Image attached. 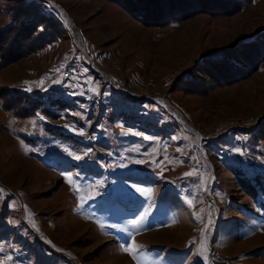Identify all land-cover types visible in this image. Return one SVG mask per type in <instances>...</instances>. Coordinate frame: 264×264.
Wrapping results in <instances>:
<instances>
[{"label":"rangeland","instance_id":"rangeland-1","mask_svg":"<svg viewBox=\"0 0 264 264\" xmlns=\"http://www.w3.org/2000/svg\"><path fill=\"white\" fill-rule=\"evenodd\" d=\"M30 4L61 35L0 72V264H264V61L209 64L264 31V0L166 27L0 0V30Z\"/></svg>","mask_w":264,"mask_h":264},{"label":"trees","instance_id":"trees-1","mask_svg":"<svg viewBox=\"0 0 264 264\" xmlns=\"http://www.w3.org/2000/svg\"><path fill=\"white\" fill-rule=\"evenodd\" d=\"M108 1L120 6L134 20L145 26L166 27L198 14L230 15L254 0ZM32 7L30 4L27 8H22L20 13L12 16V24L0 30V72L7 66L41 51L61 35L55 20L38 14ZM233 58L241 61V64L231 62ZM263 61L264 31L254 39L238 44L224 53L219 60L209 64L214 72L221 75L226 72L227 74L221 77V82L229 83L247 77L256 71ZM0 99L6 111L17 110L6 105L2 97Z\"/></svg>","mask_w":264,"mask_h":264},{"label":"snow or ice","instance_id":"snow-or-ice-1","mask_svg":"<svg viewBox=\"0 0 264 264\" xmlns=\"http://www.w3.org/2000/svg\"><path fill=\"white\" fill-rule=\"evenodd\" d=\"M186 175H188V173H186ZM133 223H135V221H133ZM128 250V242L125 243V251Z\"/></svg>","mask_w":264,"mask_h":264},{"label":"water","instance_id":"water-1","mask_svg":"<svg viewBox=\"0 0 264 264\" xmlns=\"http://www.w3.org/2000/svg\"><path fill=\"white\" fill-rule=\"evenodd\" d=\"M66 130L70 133V134H74V131L71 128H66Z\"/></svg>","mask_w":264,"mask_h":264}]
</instances>
